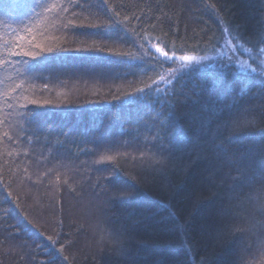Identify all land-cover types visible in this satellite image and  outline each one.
I'll list each match as a JSON object with an SVG mask.
<instances>
[{
    "label": "trees",
    "instance_id": "trees-1",
    "mask_svg": "<svg viewBox=\"0 0 264 264\" xmlns=\"http://www.w3.org/2000/svg\"><path fill=\"white\" fill-rule=\"evenodd\" d=\"M44 2L67 11L0 0V59L5 42L37 54L0 63V264H264V134L228 137L225 147L242 146L245 159L225 169L212 199L192 179L202 165L182 181L157 163L168 160L177 121L193 136L213 80L224 105L248 84L219 119L264 114L260 72L198 65L173 85L175 97L125 99L162 73L156 60L132 58L139 43L206 54L226 27L238 45L260 51L264 0H108L106 10L102 0ZM117 12L124 39L89 26ZM94 42L112 54L76 51ZM169 98L177 101L172 118L167 104L153 102ZM113 167L137 178L126 180L128 195L115 192Z\"/></svg>",
    "mask_w": 264,
    "mask_h": 264
},
{
    "label": "snow or ice",
    "instance_id": "snow-or-ice-1",
    "mask_svg": "<svg viewBox=\"0 0 264 264\" xmlns=\"http://www.w3.org/2000/svg\"><path fill=\"white\" fill-rule=\"evenodd\" d=\"M108 0H102V4L107 6ZM60 7L63 11H67L66 8H63L62 5L57 4H46L44 0H34L33 11L35 9H43L44 12H52L55 8ZM215 7V5H213ZM119 13H115L112 16H109L106 23L104 24H93L89 25L93 28L104 29L106 31H112L117 33H124L123 36L117 35L116 39H124L127 37V32L122 26V22L117 19ZM93 35H96L95 33ZM231 33L228 28H222V39H224L226 44H234V41L230 38ZM103 39V37H101ZM112 37H108L111 39ZM7 56L4 59H0V63H9L10 58L13 56H25V57H35L37 54L32 51L25 52L23 48L17 43L15 44V49L13 45H10L8 42H5L3 45ZM39 47V45H37ZM155 53L151 55L155 56L156 53H159V63L161 65L168 64L167 76H161L159 81H153L152 84H145L144 88H138L135 90V93H128L125 95V99H132L135 97L139 99L140 97H147L152 94V92H163L166 96L175 97L177 93L173 88V85L176 84L180 79L182 74L186 75L189 70H193L194 65H199L202 61L207 60L206 56H198L190 53H184L177 56L176 51L173 50L171 54L168 51H165L164 48L159 45H155ZM9 49H13L10 50ZM46 51L51 52L52 49H45ZM79 53H82L85 56H96V55H111L110 50H107L105 47H96L95 42L93 45H88L84 49H77ZM150 52V50H148ZM250 51V49H246ZM260 51L264 53V48H261ZM180 62L179 69H173L171 64L175 61ZM22 63L27 64V61ZM264 63V61H262ZM252 72H256V68H251ZM260 82L264 84V73L260 74ZM220 81H212V90L209 93L208 99L204 105H202V113L199 117L200 124L196 129L195 133L191 138L187 137L182 133L181 126L176 123L177 133L173 134L172 138L169 141V146L167 149L168 160L157 161V163L164 165L171 172L178 175L181 180L186 179L189 173L193 172V169L197 165H202L199 167L195 173L192 175L194 183L203 190L207 191V199H212L218 196V191L214 189H219L222 187V178L228 173L225 172V169H231L233 166L237 165L239 161L245 159V152L243 151L242 146H237L232 149L225 147V141L228 137L232 135L239 134L241 131L245 130H258L264 134V114L260 117H255L250 115L248 109H243L239 114L229 113L224 119H219L220 113L224 112L226 108H231L233 104L236 103L238 96L243 95L246 91L248 84L242 85L241 89L237 93V96L233 97L231 103L224 105L220 102L221 98H218L215 95L214 89L219 85ZM164 85V88L161 89V85ZM20 86L17 85L16 88ZM171 89V91H169ZM16 89H12L15 91ZM154 103H160L161 108L164 104L169 106L168 117L172 118L175 116L176 100L174 98H169L165 100H154ZM35 103V101H33ZM30 111L25 108V113ZM213 122H215V127H212ZM226 128L228 130V136H221L219 133L221 129ZM5 137L8 136V133H4ZM262 157H264V147L261 148ZM238 156V159H237ZM107 160H114L115 158L109 156ZM261 163H264V158H262ZM241 167H243L241 165ZM239 170V169H238ZM108 178H115L116 183L114 184V190L117 194L124 193L128 195L124 190L127 187L126 180L135 181L137 178L135 176H127L124 178L119 167H113L110 176ZM198 204L194 202L193 208L196 209ZM264 207V205H262ZM170 215L176 216L174 209L171 210ZM190 222V220L188 221ZM52 241V237H48ZM191 242H187L185 238L184 246L187 249L190 247ZM63 249H61L62 251Z\"/></svg>",
    "mask_w": 264,
    "mask_h": 264
},
{
    "label": "rangeland",
    "instance_id": "rangeland-1",
    "mask_svg": "<svg viewBox=\"0 0 264 264\" xmlns=\"http://www.w3.org/2000/svg\"><path fill=\"white\" fill-rule=\"evenodd\" d=\"M231 38V37H230ZM232 39V38H231ZM233 40V39H232ZM234 41V40H233ZM155 43H139L138 49L135 55H133V59H143V58H151L159 62V53H156L155 56L151 55V53H155ZM160 46V45H159ZM161 47V46H160ZM150 50V52L148 51ZM169 54H171L169 52ZM180 54H177L179 56ZM198 56H206L208 57L207 60L202 61L199 66H207V65H228L232 64L237 66L239 69L243 70H250L254 67L256 71H260V73H264V53L258 51L253 53L251 51H246L241 45H238L236 42L234 44H226L224 39L220 45V47L213 53L207 54H194ZM162 73L161 75L155 80L159 81L160 77L167 76L168 72V64L162 65ZM198 66V65H194ZM173 69L180 68V62L177 60L171 64ZM164 88V85H161V89ZM162 92V91H161Z\"/></svg>",
    "mask_w": 264,
    "mask_h": 264
},
{
    "label": "bare ground",
    "instance_id": "bare-ground-1",
    "mask_svg": "<svg viewBox=\"0 0 264 264\" xmlns=\"http://www.w3.org/2000/svg\"><path fill=\"white\" fill-rule=\"evenodd\" d=\"M222 41H223V39H221V43H222ZM219 47H220V46H219ZM217 49H218V48H217ZM217 49H216V50H217ZM216 50H215V51H216ZM215 51H213V52H215ZM213 52H210V53H213ZM190 54H191V53H190ZM192 54H196V53H192ZM206 54H207V53H206ZM248 71H250V70H248ZM251 72H252V71H251ZM256 72H260V71H256ZM260 74H261V73H260Z\"/></svg>",
    "mask_w": 264,
    "mask_h": 264
}]
</instances>
